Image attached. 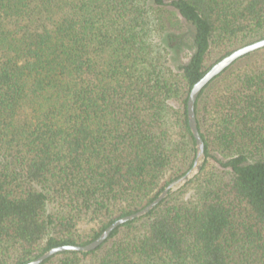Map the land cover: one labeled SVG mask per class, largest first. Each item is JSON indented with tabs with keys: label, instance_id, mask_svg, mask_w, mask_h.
I'll use <instances>...</instances> for the list:
<instances>
[{
	"label": "trees",
	"instance_id": "trees-1",
	"mask_svg": "<svg viewBox=\"0 0 264 264\" xmlns=\"http://www.w3.org/2000/svg\"><path fill=\"white\" fill-rule=\"evenodd\" d=\"M262 38L264 0H0V264L85 245L188 171L191 87ZM194 111L190 179L40 264H264V47Z\"/></svg>",
	"mask_w": 264,
	"mask_h": 264
},
{
	"label": "water",
	"instance_id": "water-1",
	"mask_svg": "<svg viewBox=\"0 0 264 264\" xmlns=\"http://www.w3.org/2000/svg\"><path fill=\"white\" fill-rule=\"evenodd\" d=\"M264 47V38L254 41L252 43L246 44L241 46L235 50H233L228 55L224 56L217 62H215L206 72L205 74L191 87L188 99H187V117H188V125L192 132V135L195 139L196 143V155L193 162L192 167L186 171L182 176L172 180L169 182L163 190L157 195V197L152 200L150 203L145 205L140 210L133 212L131 214L121 216L110 223L103 232L97 236L94 240L90 241L85 245H77V244H65L50 248L49 250L45 251L38 257L24 263V264H40L50 256L66 250H74V251H81V252H88L95 249L97 246L102 244L110 235V233L119 225L140 217L154 208L169 192H172L182 186L188 179H190L200 168L203 158H204V147L203 141L199 134L197 128V122L195 117V101L201 92V90L208 84V82L221 73L226 67L231 65L236 59L239 57L254 51L256 49Z\"/></svg>",
	"mask_w": 264,
	"mask_h": 264
},
{
	"label": "rangeland",
	"instance_id": "rangeland-1",
	"mask_svg": "<svg viewBox=\"0 0 264 264\" xmlns=\"http://www.w3.org/2000/svg\"><path fill=\"white\" fill-rule=\"evenodd\" d=\"M182 44H183L182 48L178 52L173 53V55L170 57V62L173 66H177L178 64L185 62L187 60L189 54H190V48H189V45L187 44V42L183 41ZM96 225L97 224L92 223V222L83 221L79 224V228L81 229V231L82 230L88 231L90 228L96 227Z\"/></svg>",
	"mask_w": 264,
	"mask_h": 264
}]
</instances>
